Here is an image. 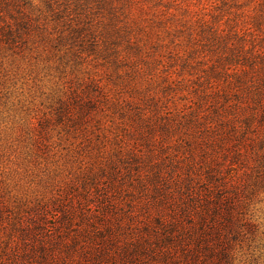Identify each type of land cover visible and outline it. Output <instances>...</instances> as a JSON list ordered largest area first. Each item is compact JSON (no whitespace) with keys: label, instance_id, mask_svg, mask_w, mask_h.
<instances>
[{"label":"trees","instance_id":"obj_1","mask_svg":"<svg viewBox=\"0 0 264 264\" xmlns=\"http://www.w3.org/2000/svg\"><path fill=\"white\" fill-rule=\"evenodd\" d=\"M27 9L0 0V49L23 50ZM259 11L252 31L219 37L180 107L170 85L117 99L113 145L79 153L48 196L7 203L0 189V264H228L264 185V0Z\"/></svg>","mask_w":264,"mask_h":264},{"label":"rangeland","instance_id":"obj_2","mask_svg":"<svg viewBox=\"0 0 264 264\" xmlns=\"http://www.w3.org/2000/svg\"><path fill=\"white\" fill-rule=\"evenodd\" d=\"M26 1L34 27L27 44L18 53L0 49V189L7 203L48 196L79 153L109 149L119 128L117 99L161 95L170 85L168 104L180 107L196 74L218 58L219 37L231 28L253 30L261 0ZM12 86L20 98L10 104ZM257 191L246 208L253 228L232 243L228 264H264V185Z\"/></svg>","mask_w":264,"mask_h":264},{"label":"clouds","instance_id":"obj_3","mask_svg":"<svg viewBox=\"0 0 264 264\" xmlns=\"http://www.w3.org/2000/svg\"><path fill=\"white\" fill-rule=\"evenodd\" d=\"M8 91L11 93L9 97V103L13 104L17 101V99L20 98L19 92L17 91V88L15 86L9 87ZM239 255V253H238Z\"/></svg>","mask_w":264,"mask_h":264}]
</instances>
